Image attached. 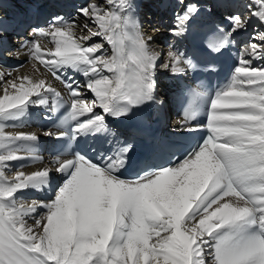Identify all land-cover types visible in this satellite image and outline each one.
<instances>
[{
  "label": "snow or ice",
  "instance_id": "6c2138e0",
  "mask_svg": "<svg viewBox=\"0 0 264 264\" xmlns=\"http://www.w3.org/2000/svg\"><path fill=\"white\" fill-rule=\"evenodd\" d=\"M164 2L177 5L168 32L179 41L191 35L202 12L213 16L241 0ZM107 4L86 3L70 18L28 24L34 38L23 40L16 54L27 49L44 69L34 64L38 76L0 68V264H264V63L257 66L264 62V0H243V10L225 12L204 46L211 55L237 48L229 81L214 92L194 82L176 98L183 108L180 128L198 130L191 125L204 112L206 138L179 163L151 166L134 178H123L122 170L136 146L111 122L134 121L137 113L163 110L173 99L166 86L161 92L163 53L141 33L133 0ZM77 18L97 29L86 23L91 35L78 36ZM26 22L0 20V54L10 51L7 34L19 33ZM240 33L248 39L237 47ZM92 37L103 38L111 53L102 43L87 44ZM168 47L162 63L170 78L196 70L186 51ZM69 70L82 74L83 86ZM53 80L65 86L67 98ZM33 107L59 121L43 131L45 137L77 142L108 134L121 146L100 160L80 151L58 154L51 167L31 173L20 163L10 177L6 170L32 156L39 143L35 132L8 130L23 128L21 118ZM56 174L63 179L50 200L18 197L28 189L51 191Z\"/></svg>",
  "mask_w": 264,
  "mask_h": 264
},
{
  "label": "bare ground",
  "instance_id": "6f19581e",
  "mask_svg": "<svg viewBox=\"0 0 264 264\" xmlns=\"http://www.w3.org/2000/svg\"><path fill=\"white\" fill-rule=\"evenodd\" d=\"M61 2H64L68 7L70 14L68 15L69 18L75 14V11L77 8H79L81 5L86 3H95L99 5L101 8H107L109 5L107 4V0H59ZM243 0H241V3L239 5L235 6H225V7H218L216 14L213 16H209L208 14H205L202 12L201 16L194 22L201 23V21H215V22H223V14L227 12V14H231L233 11L236 10V7H240L242 9ZM177 5L172 2H164V0H133V15L138 18L140 21L142 27H141V33L145 36H151L154 38L153 48L157 52V54L163 53L161 55V61L166 62L168 60L167 52L169 50V44H176L180 49L188 47L187 45V39L185 40H175L168 32V28L171 26L172 19H173V11ZM150 8H153L155 10V19L152 21V29L149 27H146L147 23H143V15L146 16V11ZM36 9H25V10H16L15 14L17 17H22L24 19H27V22L23 24V26L20 27L19 33L15 32H9L7 34L8 41H7V47L10 49V51H5L2 54H0V68L7 71L9 69L13 70V76L19 75H25L28 74L30 76H38L39 73L35 71L34 64H36L37 67H40V71L43 72L44 69L42 66H40L37 62L30 59V57L26 54L27 49L21 51L19 53V56L17 58L16 49L20 45V43L25 39H32L34 38V34L32 33L31 29L28 27V24H32L33 26H43L49 20H51L52 16L54 15H48L46 13H42L39 10V13L33 17L25 18L23 15L26 12L34 11ZM243 10V9H242ZM151 11V10H149ZM152 12V11H151ZM152 14V13H151ZM150 23V21H147ZM89 24V28L92 31H95L97 29V26L92 23L91 21H88L84 18H77L76 24V32L78 36H90L91 32L88 29H85L83 27L84 24ZM193 24V25H194ZM147 28V31L145 30ZM251 29H249V32ZM145 33V34H144ZM151 33L150 35H148ZM12 35H15L20 40L17 44L13 41L9 43V40ZM171 38V40H169ZM248 39V33H240L235 37V40L237 42V47H239V44L241 41H246ZM41 43L45 45V48L53 47L52 44L47 43L45 40H41ZM87 44H93V43H102L104 44L105 49H107L108 53H111V46L107 44L106 41L103 40L101 37H92L89 41L86 42ZM158 47V48H157ZM235 56H237V48H231ZM165 54V55H164ZM160 63L159 66V75L160 79L162 81V88L161 92L164 91L165 86L170 90L173 91L175 85L172 84V82H169L170 74L167 73L163 68V63ZM260 63L264 62H257V66ZM70 76H73L74 79L80 81L81 86H83L84 83V77L82 74L79 73H72L71 70H69L68 73ZM49 79L51 77L49 76ZM56 88H58L67 98V89L63 84H61L58 81H52ZM174 86V87H173ZM168 90V91H169ZM3 94L2 88H0V95ZM89 98H91V94L89 93ZM44 109V108H42ZM41 108L39 107H33L29 110L30 115L24 118H21L22 121H24L25 126L23 128L18 129H12L9 128V131H25V132H33L31 127L32 125H35L37 123V115L40 112ZM45 111H42V113ZM145 116L149 117L150 122L157 126L158 128H163L162 130V137L168 138V137H174L176 135V132H179L183 129L180 128V120L181 118L177 116L172 109L168 107H165L163 110L153 107L152 109L145 110ZM11 123V122H9ZM39 137V143L36 145V151L32 156H27L26 159L22 162H17L14 166H12L10 169L6 170V174L10 177L15 174L16 168L19 167L20 163L24 164V170L25 172L31 173L33 171L39 170L43 167H51L52 165L49 164V162H52L53 160L50 159V155L46 153L45 148L47 147V143L50 137H45L42 133H36ZM63 177H61L59 174H56L55 181L51 185V191L48 189H45L43 191H37L35 189H28L25 190L23 193H19L18 197L22 198L24 202L31 203L32 200L37 201H45L47 199H51L54 196L55 188L58 186L60 182H62ZM40 212H43L45 210L41 209ZM32 221L29 220V223Z\"/></svg>",
  "mask_w": 264,
  "mask_h": 264
},
{
  "label": "rangeland",
  "instance_id": "374dc122",
  "mask_svg": "<svg viewBox=\"0 0 264 264\" xmlns=\"http://www.w3.org/2000/svg\"><path fill=\"white\" fill-rule=\"evenodd\" d=\"M149 13L151 14L152 12L151 11H149ZM144 16V15H143ZM146 31H147V28L145 29ZM145 34V33H144ZM151 33H149L148 35H150ZM9 43H11L10 41H9ZM158 48V47H157ZM162 88V87H161Z\"/></svg>",
  "mask_w": 264,
  "mask_h": 264
}]
</instances>
